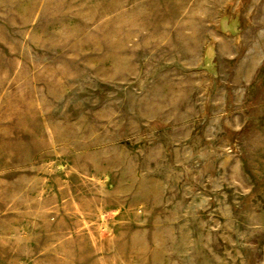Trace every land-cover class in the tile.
<instances>
[{
	"label": "rangeland",
	"instance_id": "1",
	"mask_svg": "<svg viewBox=\"0 0 264 264\" xmlns=\"http://www.w3.org/2000/svg\"><path fill=\"white\" fill-rule=\"evenodd\" d=\"M263 137L264 0H0V264H264Z\"/></svg>",
	"mask_w": 264,
	"mask_h": 264
},
{
	"label": "bare ground",
	"instance_id": "2",
	"mask_svg": "<svg viewBox=\"0 0 264 264\" xmlns=\"http://www.w3.org/2000/svg\"><path fill=\"white\" fill-rule=\"evenodd\" d=\"M224 16V15H223ZM222 16V17H223ZM225 17V16H224ZM221 19V18H220ZM238 23V22H237ZM220 24V23H219ZM221 27V26H220ZM224 27H226L227 28V24H226V21L224 20L223 21V29H224ZM230 32V31H229ZM232 34V33H231ZM233 40V39H232ZM243 45V44H242ZM214 51V50H213ZM206 53V52H205ZM212 49L211 48H209L208 49V52H207V55H212ZM216 54V53H215ZM246 70V69H245ZM219 88V87H218ZM264 138V137H263ZM52 143V142H51ZM72 168V167H71ZM74 170V169H73ZM102 181V180H101ZM61 187V186H60ZM53 195V194H52ZM83 201V200H82ZM84 203V202H83ZM86 204V203H85ZM87 204H88V202H87ZM44 212V211H43ZM100 215V214H99ZM102 216V215H101ZM85 224V223H84ZM105 229V228H104ZM70 235V234H69ZM90 236V235H89ZM54 254V253H53ZM99 262V261H98ZM122 262V261H121Z\"/></svg>",
	"mask_w": 264,
	"mask_h": 264
}]
</instances>
